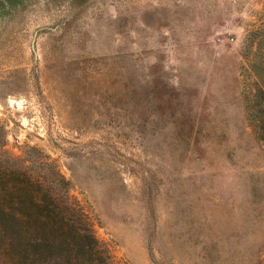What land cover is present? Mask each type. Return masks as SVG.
Segmentation results:
<instances>
[{"label":"rangeland","instance_id":"rangeland-1","mask_svg":"<svg viewBox=\"0 0 264 264\" xmlns=\"http://www.w3.org/2000/svg\"><path fill=\"white\" fill-rule=\"evenodd\" d=\"M0 127L111 264H264V0H0Z\"/></svg>","mask_w":264,"mask_h":264},{"label":"trees","instance_id":"trees-1","mask_svg":"<svg viewBox=\"0 0 264 264\" xmlns=\"http://www.w3.org/2000/svg\"><path fill=\"white\" fill-rule=\"evenodd\" d=\"M5 144L0 127L1 263L111 264L108 249L95 237L77 200L65 189L54 191L44 176L29 173ZM56 181L63 188L67 182Z\"/></svg>","mask_w":264,"mask_h":264}]
</instances>
